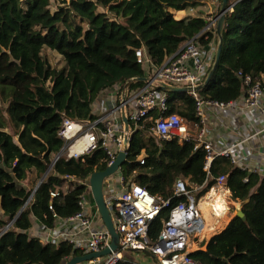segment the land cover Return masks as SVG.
Here are the masks:
<instances>
[{
	"label": "trees",
	"instance_id": "trees-1",
	"mask_svg": "<svg viewBox=\"0 0 264 264\" xmlns=\"http://www.w3.org/2000/svg\"><path fill=\"white\" fill-rule=\"evenodd\" d=\"M51 1L56 2L54 10ZM199 1L0 0V229L8 225L0 235V264H63L83 254L66 241L46 243L28 233L33 219L51 228L56 219L76 213L86 189L80 181L106 167L107 156L101 148L83 160L61 158L36 187L61 149L57 128L62 115L94 118V102L104 90L144 76L136 61L137 48L144 47L157 66L193 36L197 35L201 47L212 42L217 46L215 27L204 29L208 19L176 17L173 11ZM221 40L211 80L198 94L227 103L244 92L239 71L264 81V0H238L225 14ZM45 48L61 56L62 66H53L43 57ZM214 59L215 54L211 65ZM141 85L134 81L129 89ZM166 94V112L188 122L196 120L192 96ZM148 127V122L130 124L128 156L121 173L150 194L170 199L149 225V237L157 236L161 221L181 200L173 196L177 179L186 180L189 187L203 185L195 193L198 198L215 178L225 175L230 198L239 202L245 220L233 216L190 256L203 264H264V178L221 155L213 158L207 170L206 151L196 140H160ZM140 155L144 163L139 162ZM34 187L31 200L21 210Z\"/></svg>",
	"mask_w": 264,
	"mask_h": 264
},
{
	"label": "built area",
	"instance_id": "built-area-1",
	"mask_svg": "<svg viewBox=\"0 0 264 264\" xmlns=\"http://www.w3.org/2000/svg\"><path fill=\"white\" fill-rule=\"evenodd\" d=\"M237 1L232 0L230 10ZM216 20L217 17L209 21L204 29L214 26L216 33ZM196 36L186 40L174 55L157 66L152 63L144 47L135 49L136 61L145 70L144 77L147 78L145 82H142L141 87L125 90L124 85H114L112 88L104 90L102 93L105 95L101 93L103 102L108 101L111 105L109 108L102 106L94 118L70 119L63 114L57 128V135L63 143L60 151L52 157L47 173L51 170L52 165L61 158L83 160L85 155L98 148L106 153V166L110 165L119 150L124 147L125 137L130 138V124L137 126L139 122H148L149 130L160 140L174 139L178 143L190 139L196 140L197 145L203 146L206 151L205 169L207 170L217 155L228 157L234 166L244 169L238 160L230 154L229 148L221 150L217 155L213 153L212 140L207 135L206 108L210 105L224 108L230 106L233 101L223 103L204 99L199 96L198 91L194 90L195 86L204 82L207 75L206 53H202V47L197 44ZM215 51L216 49L212 52L211 57ZM237 75L244 86L242 100L244 107L256 109L264 116V102L262 101L264 81L253 80L251 75L242 74L240 71ZM161 82L190 88L187 93L194 99L195 121L188 122L176 113L166 112L167 94L156 88ZM121 112L127 118L128 132L125 131ZM139 157V162L144 163V158L141 155ZM245 158L246 156L243 157V159ZM250 172L264 178V169L252 168ZM88 178L89 176L80 181L86 189L79 197V210L66 219L74 222L72 231L51 233L52 227H45L47 242L57 244L66 241L83 253L99 251L109 245L108 231L104 226L94 225L93 213L96 218H99V215L94 205V212L92 213L90 210ZM36 187L23 204V208L31 200ZM202 187L203 185L189 187L186 180L181 178L175 181L173 196L181 198V200L169 209L168 216L161 221L157 236L151 239L148 235L149 225L160 210L169 205L170 199L152 195L137 183L126 181L121 173V168L118 169L114 174L105 178L103 194L114 228L119 236V249L111 251L104 257L83 263L117 264L120 261H129L137 264L134 259H131L132 256L127 255V252L133 251L148 255V258H151L148 264H203L194 260L190 253L199 248L208 230L214 228L216 220L229 210L224 196L229 194L230 190L225 175L215 178L214 183L196 198L195 193L199 192ZM51 195L55 196L56 193L51 192ZM217 195L223 197L226 202L218 211L211 203ZM204 197L212 198L208 207L210 215L215 218L214 221H209L200 208ZM7 227L8 225L0 229V235L5 232Z\"/></svg>",
	"mask_w": 264,
	"mask_h": 264
},
{
	"label": "crops",
	"instance_id": "crops-1",
	"mask_svg": "<svg viewBox=\"0 0 264 264\" xmlns=\"http://www.w3.org/2000/svg\"><path fill=\"white\" fill-rule=\"evenodd\" d=\"M217 8V2L214 0H200L195 6L191 5L185 9H174L173 11L175 12L176 17L198 15L211 21L218 16L216 13L218 10ZM215 49V42H212L207 48L202 47V53H206L205 61L207 63V67L211 65V54ZM103 95H105V93ZM102 98L103 96H101V94L97 97L93 105V112H98L102 106H106V108L110 107L111 103L108 101L104 103ZM242 100L243 94H241L237 99L233 100V103L230 106H226L224 108H218L214 105L208 106L206 108L207 135L208 138L212 140V149L215 155H217L221 150L229 148L230 154H232V156L238 160L239 164L242 165L244 169L248 170L249 172L252 168H258L262 170L264 169V116H262L256 109L245 108ZM262 101L264 102V93L262 96ZM244 156H246L245 159H243ZM224 197L226 201L229 198L232 204H235V202L230 198V192ZM89 200H91L90 195ZM90 203V210L93 213L94 204L92 200ZM93 214L95 218L94 225L99 227L103 226L100 219L96 218L95 213ZM224 216L225 218H223ZM231 218L232 217L228 216V211H226L225 215L223 214L219 219L216 220L215 226H217L214 227L215 229L212 228L211 230H208L203 242H206L211 236L222 231ZM66 219L67 218L56 219L50 232L58 233L66 230L72 231L75 224H73L74 222L68 221ZM44 229L45 227L41 223L33 219L28 233L32 237L39 238L42 242L49 243L45 240V233L47 231ZM202 248L204 247L202 246ZM131 259L133 258L131 257Z\"/></svg>",
	"mask_w": 264,
	"mask_h": 264
},
{
	"label": "water",
	"instance_id": "water-1",
	"mask_svg": "<svg viewBox=\"0 0 264 264\" xmlns=\"http://www.w3.org/2000/svg\"><path fill=\"white\" fill-rule=\"evenodd\" d=\"M231 6H232L231 0H221L219 4V13H218L217 20H216V35L219 38V41H218L217 48L215 51V59L206 75L204 82L202 84L195 86L194 88L195 91L200 90L204 85H206L211 80L216 64L218 62L219 54L222 50L221 34L223 31L225 14L227 11L230 10ZM146 79L147 78L144 76L129 78L124 84V89L127 90L130 84L134 81L145 82ZM156 88L158 90H162L164 92H171V93L187 92L188 90H190L189 87L173 86V85L166 84L164 82H161ZM121 119L124 123L125 131L128 132L129 125H128L127 118L125 117L123 112H121ZM129 139H130L129 137L127 136L125 137L124 147L122 148V150H119V152L115 156V159L112 161L110 165H107L102 170L92 172L88 178L91 200L96 208L97 214L99 215V218L104 228L108 231L110 235L109 245L99 251L87 252L81 255L72 256L68 258L67 261H65L63 264H81L88 260L104 257L107 254H109L111 251H115L119 249V243H118L119 236L114 228L109 209L104 201L103 183H104L105 178L114 174L118 169L121 168L122 164L127 160L128 149H129V145L127 144L129 143ZM48 169L43 174V176L40 178L39 182H41L44 179ZM23 206L24 205H22L21 210L23 209ZM234 216H239L245 220V216L241 209ZM224 261H227V260H224Z\"/></svg>",
	"mask_w": 264,
	"mask_h": 264
},
{
	"label": "rangeland",
	"instance_id": "rangeland-1",
	"mask_svg": "<svg viewBox=\"0 0 264 264\" xmlns=\"http://www.w3.org/2000/svg\"><path fill=\"white\" fill-rule=\"evenodd\" d=\"M51 2H52L51 10H54L55 7H56V2L55 3L53 1H51ZM217 7H218L217 8L218 10L216 11V13L218 14L219 13V3L218 2H217ZM42 55L53 66H62V64H63V60H62L61 56L57 52H55L53 50L45 48L42 51ZM37 182H38V180H37ZM34 184H35V180L32 181V184L30 185V187L33 186ZM211 199H208V198L204 197L203 201L201 202V204L204 207V208H202L203 211L207 212L208 219L211 220V221H214L215 218H213L210 215V208L207 207L208 203L210 201H212ZM227 201H228L227 204L229 205L228 216L229 217H233L241 209L240 204L237 201H234L235 204H232V202H231V200L229 198L227 199ZM203 203H204V205H203ZM206 203H207V205H206ZM223 218H225V216ZM127 255L132 256L133 259L135 260V262H137V264H139V263H141V264L150 263V259L151 258L150 257L148 258V255H144V254H141V253H136V252H133V251L127 252Z\"/></svg>",
	"mask_w": 264,
	"mask_h": 264
},
{
	"label": "bare ground",
	"instance_id": "bare-ground-1",
	"mask_svg": "<svg viewBox=\"0 0 264 264\" xmlns=\"http://www.w3.org/2000/svg\"><path fill=\"white\" fill-rule=\"evenodd\" d=\"M208 202H209V201H208ZM204 203H205V202H204ZM204 203H203V205H204ZM209 203H210V202H209ZM211 203L213 204L214 208L218 211V209H222V207L224 206V204H225L226 202H225V200H224L223 197H220L219 195H217L216 198H215V200H213ZM206 205H207V203H206ZM207 207H208V206H207ZM200 208H201V209L204 208V207L202 206V204H200ZM202 211H203V209H202ZM203 213H204L205 217L208 219L207 212L203 211ZM224 215H225V214H224ZM216 226H217V225H216ZM216 226H215V227H216ZM214 229H215V228H214Z\"/></svg>",
	"mask_w": 264,
	"mask_h": 264
}]
</instances>
